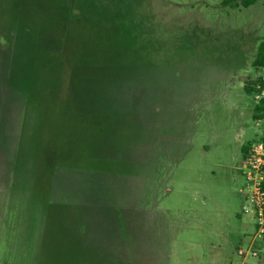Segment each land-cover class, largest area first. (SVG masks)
Wrapping results in <instances>:
<instances>
[{"label": "rangeland", "instance_id": "374dc122", "mask_svg": "<svg viewBox=\"0 0 264 264\" xmlns=\"http://www.w3.org/2000/svg\"><path fill=\"white\" fill-rule=\"evenodd\" d=\"M148 1L177 23L168 63L132 52L87 66L75 45L43 76L30 29L43 30L42 0H0V264H241L255 225L238 166L264 129L245 89L264 76V0Z\"/></svg>", "mask_w": 264, "mask_h": 264}, {"label": "trees", "instance_id": "16d2710c", "mask_svg": "<svg viewBox=\"0 0 264 264\" xmlns=\"http://www.w3.org/2000/svg\"><path fill=\"white\" fill-rule=\"evenodd\" d=\"M18 1L25 3L28 0ZM140 1L42 0L40 9L35 11L34 20L42 23L43 30L39 31L35 26L30 27L36 38L33 52H31L32 58H34L33 62L36 59L34 64L35 73L43 76H53V69L56 70L58 59L63 56L68 48L75 45L77 47L80 46L79 51L83 49V52L79 53L77 57L75 56L76 58L74 57V59L78 63L87 66L93 64L110 65L115 60L116 62H131L138 57L133 55L134 53L132 52L140 54L146 52L148 63L153 62L154 56L157 61L168 63L167 55L174 53L177 49V23L164 22L148 0L146 5L143 2L140 5V11H137L134 6ZM257 1L223 0V3L249 7ZM142 15L146 17L142 19ZM137 17L139 18L138 22L142 23V28L134 30V33L140 40L134 46L127 47L125 44L120 43L124 34V27L125 24L129 23L130 19ZM3 22L4 20H0V25ZM148 26L155 29L154 36L149 35ZM180 30L184 31L183 29ZM60 64L59 62V67ZM253 66L264 68V38L258 46ZM60 68L62 69V67ZM52 81L54 80L52 79ZM259 85L260 88L258 87ZM263 88L264 76L254 80L252 86L247 85L245 87L250 94ZM252 110L255 120L264 117V97L254 103ZM93 116L94 114L91 113L81 115V117H84V121H81L84 131V123L87 124V120ZM92 132L93 130L87 124L86 136L88 137V134ZM261 139L264 140V136ZM251 144L252 142L243 145L244 156L247 154ZM83 154L82 157H87L88 159H85L88 162L93 160V156L98 157V155L90 152ZM80 158L81 156H79ZM107 158L108 156H99L94 161L106 162L109 161ZM52 164L54 165L55 162Z\"/></svg>", "mask_w": 264, "mask_h": 264}, {"label": "built area", "instance_id": "2783aa9c", "mask_svg": "<svg viewBox=\"0 0 264 264\" xmlns=\"http://www.w3.org/2000/svg\"><path fill=\"white\" fill-rule=\"evenodd\" d=\"M260 88V85L258 86ZM264 97V88L256 92V98L261 100ZM264 121V117L258 119V123ZM264 136L263 134L261 137ZM257 139L252 142L247 154L244 156L240 165L244 184L239 191L244 197L242 210L250 215L255 224L254 239L264 242V140ZM237 254L241 258V264H250L249 259L256 258L264 260V244L256 246L255 243L247 247L237 248Z\"/></svg>", "mask_w": 264, "mask_h": 264}, {"label": "crops", "instance_id": "0c3cea01", "mask_svg": "<svg viewBox=\"0 0 264 264\" xmlns=\"http://www.w3.org/2000/svg\"><path fill=\"white\" fill-rule=\"evenodd\" d=\"M258 124H260V123H258ZM243 158H244V153H243V151H242V157H241V163H242V160H243ZM241 163H240V165H241ZM240 165L238 166V169L240 170ZM240 172H241V170H240ZM242 173V172H241ZM241 187V186H240ZM239 187V188H240ZM239 190V189H238ZM240 192V191H239ZM241 193V192H240ZM250 216V215H249ZM251 219H252V221L254 222V220H253V218L251 217ZM255 225V224H254ZM252 243H255V245L256 246H261V245H263L264 244V242L262 241V240H260V239H254V235H253V237H252V239L249 241V243H248V246L250 245V244H252ZM260 261H264V260H260Z\"/></svg>", "mask_w": 264, "mask_h": 264}]
</instances>
